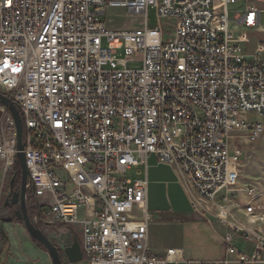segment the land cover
I'll list each match as a JSON object with an SVG mask.
<instances>
[{"label": "built area", "instance_id": "obj_1", "mask_svg": "<svg viewBox=\"0 0 264 264\" xmlns=\"http://www.w3.org/2000/svg\"><path fill=\"white\" fill-rule=\"evenodd\" d=\"M237 1L0 0V92L23 117L34 222L77 234L90 264L264 262L256 186L246 187L247 223L232 206L241 198L245 146L264 137V123L250 119L264 115V43L249 58L238 35L263 28L261 10L244 0V12L232 15ZM111 8L143 15L144 26L108 28L101 17ZM0 109L3 189L18 132L11 112ZM151 155L176 170L197 210L203 202L217 208L232 231L226 257L152 253ZM139 164L146 176L129 178ZM234 234L253 241L254 251L241 252Z\"/></svg>", "mask_w": 264, "mask_h": 264}, {"label": "crops", "instance_id": "obj_2", "mask_svg": "<svg viewBox=\"0 0 264 264\" xmlns=\"http://www.w3.org/2000/svg\"><path fill=\"white\" fill-rule=\"evenodd\" d=\"M255 3L261 10L263 28H240L238 30V35L243 39V47L247 44V49L244 48V50L249 58H253L258 45L264 43L262 22L264 0H255ZM245 8L244 0H238L230 5L232 15L236 12L243 13ZM262 59L264 61V54ZM147 163L148 207L154 217L149 226V246L152 253L162 257L167 249L178 248L183 249L188 259L207 260L226 257L227 245L224 239L232 234V231L229 226L219 222L216 218L217 208L203 202L197 210L193 202L196 194L192 191L190 195L185 190L173 167L159 163L154 155L148 158ZM140 168L141 177L138 178H144L146 176L144 164ZM10 192L9 189H2L0 185V193H2L0 201L2 195L6 196V201ZM5 201L4 205L7 207ZM4 219L0 222V264H52L48 252L32 239L23 222L14 220L8 222L6 220L8 218ZM238 219L243 223L248 221V217L242 214L241 210L238 211ZM254 226L264 229V222H259ZM66 230L70 232L69 229ZM2 236L6 239L3 240ZM233 244L241 252L247 254H251L255 247L253 241L238 234L233 235ZM231 264L253 263L232 262ZM259 264H264V262Z\"/></svg>", "mask_w": 264, "mask_h": 264}, {"label": "rangeland", "instance_id": "obj_3", "mask_svg": "<svg viewBox=\"0 0 264 264\" xmlns=\"http://www.w3.org/2000/svg\"><path fill=\"white\" fill-rule=\"evenodd\" d=\"M240 5V3H239ZM106 23L108 28L114 29V30H125V29H136L139 27L144 26V17L140 14H135L129 12L127 9H120V8H111L107 11L105 15L101 17ZM262 22L264 24V15L262 18ZM158 25V19L156 11L152 8L149 12V26L155 27ZM106 44V43H105ZM251 44V41H250ZM247 47V44H244V48ZM2 117V111L0 109V118ZM251 120H255L258 122H264V116H255L250 115ZM246 148V157H243L240 159V181L237 186L238 189V195L241 196L239 199L238 197L233 200L232 206L234 210H238L241 208V213L245 214V209L250 203V199L246 196V187L249 185H255L256 186V198L257 201L264 204V137L258 140L255 143L249 144L245 146ZM141 165L139 164L135 167H133L128 172V177L131 179H136L138 177H141L139 175L141 173ZM17 167L15 166L13 171L11 172V178L7 180L5 184V189L10 191V180L15 175L17 171ZM140 171V173H139ZM1 171H0V185H1ZM2 194V193H0ZM2 195L1 201H0V222H2V218H10L14 216V213L12 209H10L8 206L5 207L4 201L5 197ZM218 199H221L218 198ZM28 209L29 212L33 215H31V218L34 221V215H35V203H33L32 199H28ZM240 203V204H239ZM43 224V223H42ZM41 228L46 232V234L49 236V238L56 243L60 248L65 250L66 247L72 245L74 242V238L78 236L75 235L73 232L67 231L65 227L58 225L52 227L44 226ZM51 259V258H50ZM52 262V260H51ZM76 264H90L87 258L84 257V259Z\"/></svg>", "mask_w": 264, "mask_h": 264}, {"label": "water", "instance_id": "obj_4", "mask_svg": "<svg viewBox=\"0 0 264 264\" xmlns=\"http://www.w3.org/2000/svg\"><path fill=\"white\" fill-rule=\"evenodd\" d=\"M0 105L7 108L13 115L18 132V154L17 159L20 162L22 170V182L19 190H15V177L13 176L10 182V193L7 196L6 206L9 204L19 205V208L15 211V217L24 223L27 231L33 240L42 245L51 257L52 264H67L64 263L61 258L59 247L49 238L43 228L39 224L35 223L31 218L28 209L27 193H28V182L30 177V171L27 164L26 154L24 152L25 145L23 142L24 136V121L20 109L16 103L6 95L0 92ZM12 197V201L9 199ZM5 220V219H4ZM8 222L14 220L13 217L6 219ZM68 261L71 264H76L84 259V252L82 250L81 242L78 236L74 238L72 245L68 246L64 250Z\"/></svg>", "mask_w": 264, "mask_h": 264}, {"label": "trees", "instance_id": "obj_5", "mask_svg": "<svg viewBox=\"0 0 264 264\" xmlns=\"http://www.w3.org/2000/svg\"><path fill=\"white\" fill-rule=\"evenodd\" d=\"M15 166L17 167V171H16V173H15V175H14V177H15V187L16 186H20L21 185V182H22V170H21V165H20V162L18 161V159L16 160V163H15ZM10 209H12L13 207H9ZM34 210H35V212H36V210H37V206H35V208H34ZM30 213V212H29ZM31 214V213H30ZM32 215V214H31ZM33 216V215H32ZM13 218H14V221H19L16 217H14L13 216ZM2 220H4L3 218H2ZM39 225H41L42 226V224L41 223H39ZM2 239L3 240H5L6 238H4V236H2ZM35 241V240H34ZM36 242V241H35ZM38 245H39V247H41L42 249H44L45 250V248L42 246V245H40L38 242H36Z\"/></svg>", "mask_w": 264, "mask_h": 264}, {"label": "flooded vegetation", "instance_id": "obj_6", "mask_svg": "<svg viewBox=\"0 0 264 264\" xmlns=\"http://www.w3.org/2000/svg\"><path fill=\"white\" fill-rule=\"evenodd\" d=\"M19 188H20V186H16L15 187V190H19ZM29 197L30 196H28V193H27V200L29 199ZM9 201L11 202L12 201V197L9 199ZM7 202V199H6V201H5V203ZM8 207H13L12 208V211H13V213H14V215H15V211L19 208V205L17 204V205H12V204H9V206ZM15 217V216H14ZM41 224H42V222H41ZM44 226H47V227H52L51 225H49V224H45V223H43L42 224V227H44ZM53 228V227H52ZM56 244V243H55ZM57 245V244H56ZM58 246V245H57ZM59 247V246H58ZM67 248V247H66ZM59 249H60V253H61V258H62V260H63V262L64 263H67V264H71L69 261H68V258H67V256H66V254H65V252H64V250L62 249V248H60L59 247Z\"/></svg>", "mask_w": 264, "mask_h": 264}]
</instances>
